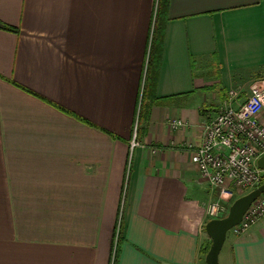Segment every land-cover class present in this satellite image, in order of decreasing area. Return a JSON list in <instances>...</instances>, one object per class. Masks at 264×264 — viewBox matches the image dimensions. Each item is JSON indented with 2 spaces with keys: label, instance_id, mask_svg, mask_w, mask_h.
<instances>
[{
  "label": "crops",
  "instance_id": "obj_1",
  "mask_svg": "<svg viewBox=\"0 0 264 264\" xmlns=\"http://www.w3.org/2000/svg\"><path fill=\"white\" fill-rule=\"evenodd\" d=\"M157 1L0 0V264H110L120 214L117 264H207L190 145L264 81V0H169L150 75ZM226 243L264 264V218Z\"/></svg>",
  "mask_w": 264,
  "mask_h": 264
},
{
  "label": "built area",
  "instance_id": "obj_2",
  "mask_svg": "<svg viewBox=\"0 0 264 264\" xmlns=\"http://www.w3.org/2000/svg\"><path fill=\"white\" fill-rule=\"evenodd\" d=\"M239 92L235 89L228 92V98L217 114L203 122L201 144L190 145L192 162L215 192L214 198L205 206L208 220L222 218L235 196L262 184L264 170L259 168L257 160L264 154V124L259 119L264 109V81L254 82L247 98L236 105L234 103L239 100ZM186 125L182 119L172 122L174 128H184ZM137 132L138 117L130 142L131 150L140 145ZM262 218L264 193L250 205L241 222L230 231L236 236L244 234Z\"/></svg>",
  "mask_w": 264,
  "mask_h": 264
},
{
  "label": "water",
  "instance_id": "obj_3",
  "mask_svg": "<svg viewBox=\"0 0 264 264\" xmlns=\"http://www.w3.org/2000/svg\"><path fill=\"white\" fill-rule=\"evenodd\" d=\"M257 164L260 169L264 170V154L258 158ZM262 193H264V182L236 198L231 204L226 216L208 220L205 225V230L212 242L206 254L207 264H220L219 256L227 239L228 232L232 227L241 222L247 209Z\"/></svg>",
  "mask_w": 264,
  "mask_h": 264
},
{
  "label": "rangeland",
  "instance_id": "obj_4",
  "mask_svg": "<svg viewBox=\"0 0 264 264\" xmlns=\"http://www.w3.org/2000/svg\"><path fill=\"white\" fill-rule=\"evenodd\" d=\"M156 9H157V6H156ZM156 9H155V12H154V19H153L152 29H153V27H154V25L156 23ZM156 34H157V30H156ZM236 198H238V196H235L234 197V199L231 202V204L235 201ZM228 212H229V210H228ZM228 212L225 215H227ZM225 215H223V216H225ZM123 224L124 223H123L122 215L120 214L118 216V220H117V224H116V228H115V233H114V238H113V243H112V248H111L110 264H117V261H118V255H119V251H120V245H121V242H122V239H123V237H122L123 236V230H124ZM231 234H232L231 231H229L227 238L228 237L230 238ZM211 242H212V240H211ZM227 248H228V243H226V244L224 243V246H223V249H222L223 252H226L228 250ZM219 261H220V256H219Z\"/></svg>",
  "mask_w": 264,
  "mask_h": 264
},
{
  "label": "trees",
  "instance_id": "obj_5",
  "mask_svg": "<svg viewBox=\"0 0 264 264\" xmlns=\"http://www.w3.org/2000/svg\"><path fill=\"white\" fill-rule=\"evenodd\" d=\"M157 2L158 3H157V9H156V22H157L158 16L161 13H163V11L166 10L169 0H158ZM0 28H6V29L8 28V29H10L9 27H6L4 24H2L1 22H0ZM156 30H157V26H156V23H155L154 29H153L152 47H151V50H150V60H149V63L151 62L150 63V66H151L150 75L152 73L151 71H153V68H155V64L157 62L156 60H157V57H158L157 49H156V46H155ZM148 73H149V69H148ZM148 78H149V74L147 75V78H146V86H147V83L149 81ZM143 97H144V94H143ZM143 99H142V105H141V110L139 112V115H141V113H142ZM263 182H264V174L262 176V183ZM210 246H211V243L209 245H207V247L203 250L204 254H207L208 250L210 249Z\"/></svg>",
  "mask_w": 264,
  "mask_h": 264
}]
</instances>
